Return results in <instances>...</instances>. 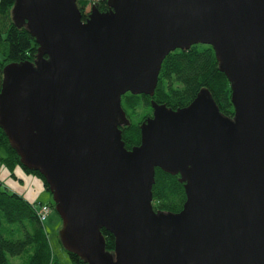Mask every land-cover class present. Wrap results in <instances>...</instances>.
<instances>
[{"label": "water", "instance_id": "obj_1", "mask_svg": "<svg viewBox=\"0 0 264 264\" xmlns=\"http://www.w3.org/2000/svg\"><path fill=\"white\" fill-rule=\"evenodd\" d=\"M107 6L84 20L76 0L11 9L37 54L4 66L0 128L45 180L61 246L84 264H264V0ZM198 42L214 48L234 116L206 89L178 109L151 102L140 143L125 148L121 96H151L164 57ZM156 167L179 175L177 213L152 207Z\"/></svg>", "mask_w": 264, "mask_h": 264}, {"label": "trees", "instance_id": "obj_2", "mask_svg": "<svg viewBox=\"0 0 264 264\" xmlns=\"http://www.w3.org/2000/svg\"><path fill=\"white\" fill-rule=\"evenodd\" d=\"M14 2L15 0H0V91L3 86L4 66L8 63L34 62L37 54V44L26 27H17L12 21L11 9ZM76 2L83 20L87 16L88 5H95L102 12L108 9L107 0ZM218 66L219 62L211 45L198 42L186 49L169 52L162 60L151 96L130 92L121 96V107L130 122L127 128L121 129L125 148L130 149L140 143V124L152 115L151 102L178 109L187 106L200 90L206 89L220 113L232 118L234 108L231 103L230 82ZM0 167L6 170L14 181L20 180L18 171L33 177L40 184L39 192L51 195L39 172L21 164L18 154L1 128ZM178 178V174L172 175L155 168L151 188V204L155 211L177 213L181 210L185 193ZM32 189L33 194L26 196L0 180V264H10L9 256H18L19 264H60L43 225L46 218L42 220L38 213L42 205L53 209L54 202L52 199L38 201L39 192L36 188H29ZM101 233L105 250L112 253L114 236L104 229H101ZM65 252L72 264H84L79 256L66 250Z\"/></svg>", "mask_w": 264, "mask_h": 264}, {"label": "rangeland", "instance_id": "obj_3", "mask_svg": "<svg viewBox=\"0 0 264 264\" xmlns=\"http://www.w3.org/2000/svg\"><path fill=\"white\" fill-rule=\"evenodd\" d=\"M91 1V0H90ZM96 1V0H93ZM90 5L86 7V10L89 11ZM32 188V187H31ZM38 193H36L37 195ZM52 199V196L47 192H39L38 201L44 202L45 200ZM44 228L48 234L49 242L51 248L57 254L60 264H72L69 256L59 243V231L61 229V219L59 218L55 209H50L49 213L46 216V219L43 222ZM10 264H19L18 256H9Z\"/></svg>", "mask_w": 264, "mask_h": 264}, {"label": "crops", "instance_id": "obj_4", "mask_svg": "<svg viewBox=\"0 0 264 264\" xmlns=\"http://www.w3.org/2000/svg\"><path fill=\"white\" fill-rule=\"evenodd\" d=\"M19 181L11 180L12 178L8 174L6 170L0 167V180L6 182L12 189H15L18 193H23L26 196H31L33 194V189L29 190V188H36L37 192H39V182L31 176L22 174V172H17ZM34 198V197H33ZM48 201V197L47 200ZM55 253V251H53ZM56 254V253H55ZM57 255V254H56Z\"/></svg>", "mask_w": 264, "mask_h": 264}, {"label": "built area", "instance_id": "obj_5", "mask_svg": "<svg viewBox=\"0 0 264 264\" xmlns=\"http://www.w3.org/2000/svg\"><path fill=\"white\" fill-rule=\"evenodd\" d=\"M50 209L47 205H42L41 208L39 209V216L42 220H44L49 213Z\"/></svg>", "mask_w": 264, "mask_h": 264}, {"label": "flooded vegetation", "instance_id": "obj_6", "mask_svg": "<svg viewBox=\"0 0 264 264\" xmlns=\"http://www.w3.org/2000/svg\"><path fill=\"white\" fill-rule=\"evenodd\" d=\"M128 125H130L129 120H128V123H127V124H121V125L119 126V128L122 129V130H124L125 128H127L126 126H128ZM122 130H121V131H122Z\"/></svg>", "mask_w": 264, "mask_h": 264}]
</instances>
